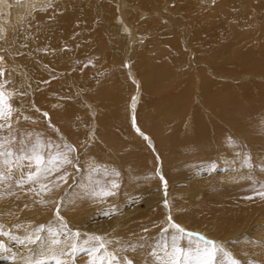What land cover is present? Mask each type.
Here are the masks:
<instances>
[{
  "label": "bare ground",
  "instance_id": "bare-ground-1",
  "mask_svg": "<svg viewBox=\"0 0 264 264\" xmlns=\"http://www.w3.org/2000/svg\"><path fill=\"white\" fill-rule=\"evenodd\" d=\"M0 58V85L13 109L10 120H0V141L16 153L10 164L0 163V232L22 244L12 248L10 236L0 234L7 248L0 256H10V264L34 261L30 249L49 244L48 229L63 242L53 246L56 252L73 242L86 247L89 236H99L116 255L113 264H157L152 252L178 236L169 216L239 264H264V0H0ZM119 73L125 89L117 85ZM76 91L85 115L68 110L81 103ZM111 115L122 140L105 138L104 151L119 159L150 151L159 192L145 213L91 227L84 220L94 207L118 204L112 183L119 180L107 185L115 195H94L107 188L89 171L103 152L95 146L100 121ZM59 143L67 150L60 152ZM35 154L44 158L40 167L49 157H72L74 180L64 183L63 164L27 181L37 165L23 157ZM179 156L188 157L191 190L176 184L186 178L168 165L167 157ZM136 179L127 196L150 185L143 174ZM141 217L157 222V230H144ZM37 234L42 240L30 244L27 237ZM189 239L203 247L195 236L177 242ZM89 259L81 251L74 264Z\"/></svg>",
  "mask_w": 264,
  "mask_h": 264
},
{
  "label": "rangeland",
  "instance_id": "rangeland-1",
  "mask_svg": "<svg viewBox=\"0 0 264 264\" xmlns=\"http://www.w3.org/2000/svg\"><path fill=\"white\" fill-rule=\"evenodd\" d=\"M109 55H110V53H107V57H106L107 62L110 60ZM116 81H117L118 87H121V89H125L126 83H124L125 82L124 76H122L121 73H119L116 76ZM147 95L148 94L146 91V99H147ZM76 97H77L76 100L81 102L80 105L76 106L75 108L73 105H71L68 108V110L69 109L70 110L75 109L73 111V113L76 114L75 116H78L77 113L82 112V111L85 115L86 114V112L84 111L85 107L82 106L83 104H85L83 97L77 91H76ZM84 97H86V96H84ZM101 98L103 100L102 101L103 105H108V103L110 104V101H108V103H107V101L104 102L105 98L103 99V96H101ZM77 111H79V112H77ZM108 121L107 120L106 121L105 120L100 121L99 129H101V130H99V131L101 134L100 137L102 139L96 140L97 142H95V146H96V148L103 147V148H101L103 150V152L100 153L97 151V153L94 155L95 158L94 159L92 158L95 161V163L93 162L94 167L93 166L90 167L89 171H93V172L97 173V175H94V178H92V180H94V183H96L98 186H101V184H102V186L105 185V187L107 189H108L107 185L109 186V184H111L110 181H112V179H114V178H117L119 180V183H117L119 185V187L117 188V190L119 192V196L117 199L118 200L117 205H113V204L105 205V206H102L101 208H95L94 207L92 209L91 213L84 220V225L87 224V226H91V227L96 226L98 228L109 227L110 225L114 224L115 222H118L120 220V217L123 214L128 213V212L129 213H138L137 215L145 213L146 208L148 206L147 202H148L149 197H155L158 195V192H159V187L157 184L158 182L155 180H152V175L154 174L155 159L152 156V154L150 153V151H149L148 155H141V156L140 155L138 156L137 153H131L127 157H125L124 159L123 158L119 159L120 156L114 155L113 152L110 150L104 151V150H106L105 144L108 142L105 138L112 139L114 137L115 139L122 140L121 135L120 134L118 135L117 133H115V132H117L116 129L112 128L115 124L112 115L109 116ZM113 122H114V124H112ZM106 124H107V126H106ZM47 129L48 130H46V131L47 132L49 131L48 133L51 136L54 135L53 132L51 130H49V128H47ZM104 130L106 131V134H105ZM113 130H115V131H113ZM102 141H103V143H102ZM67 148H68V145L67 144L65 145V143L64 144H62V143L58 144V150L60 152L67 150ZM85 150H86V148H85ZM105 152H107V153H105ZM87 153L86 154H85V152L82 153V159H83V157L85 158V156L88 155ZM106 154H108V155H106ZM116 154H117V150H116ZM118 156H119V158H118ZM147 156L149 158H147ZM89 157L91 158V156H89ZM71 158L72 157H70L69 159L71 160ZM167 158H168L167 159L168 165L170 166V169L173 171L172 173L179 174V175L184 176L186 178V180L184 182H181V183H178L179 181L177 180L176 184L177 185L179 184L178 186H182L183 188H185L187 190H189V189L191 190V188H192L191 182H192L194 177L191 175V173H188V171L186 173V170H187L186 167L188 166V163H189L188 157L179 156L176 159H173L170 157H167ZM95 159H97L98 162ZM89 164H90L89 161H87V162H85V164H82V166L83 165L86 166ZM66 167H67L66 169L68 171H65V173H67L66 177L68 179L65 178L64 183H66L67 180L69 181V177L71 178L70 180H74V178H75V175H74L75 171L73 170L72 165L68 164V165H66ZM196 168H198V167H196ZM217 170H218V172L221 171L219 168ZM71 171H72V173H71ZM204 171L205 172H203L202 174L205 177H207L209 175V173L207 170H204ZM83 173H84V171H83ZM115 173H119V175L117 176V175H115ZM140 174H143L147 177V180L150 181V185L148 186L147 189L144 190L145 193H144V191L141 192V191H139V189H136L135 192H133L127 196L126 194L128 193V190L130 189V187H129L130 181L129 180L131 178L134 179V177H135V179L136 178L138 179ZM137 179H136V181H137ZM155 182H157V183H155ZM152 183H153V185H152ZM163 185H164V180H162V187H163ZM199 200L201 201V199H199ZM205 202H206L205 205L210 203L209 200H205ZM105 213H107V215H105ZM142 218L143 217H141V219L139 220V223L142 225V228L144 230L148 229V230H151L153 232H155L157 230V227L159 226V224H157V222L153 223L151 225H148V223H149L148 219H146V218L142 219ZM188 232H192V230H189ZM17 239H19V238L16 237L15 240L11 239L10 245L12 248L14 247V248L22 249V244H20L19 243L20 240H17ZM184 242H182V243L177 242V243L180 244L181 246H186L187 243L186 242L184 243ZM167 243H168V241H167ZM159 252L163 253L162 251H160V249H159ZM161 253H159V254H161ZM4 255L0 256V264H10L11 263V257L8 255L6 256V254H4ZM49 261H51V260H49Z\"/></svg>",
  "mask_w": 264,
  "mask_h": 264
},
{
  "label": "snow or ice",
  "instance_id": "snow-or-ice-1",
  "mask_svg": "<svg viewBox=\"0 0 264 264\" xmlns=\"http://www.w3.org/2000/svg\"><path fill=\"white\" fill-rule=\"evenodd\" d=\"M2 59V58H0ZM0 75H3L0 72ZM3 85H0V120L8 121L12 117V106L8 102L10 97L6 98L5 92L2 90ZM16 153L13 152L11 148L5 149V142L0 141V163L10 164L11 158H13ZM6 157V158H5ZM24 159L35 160L37 165L36 171L30 172L27 176V181L31 182L34 180H38L40 178L41 173H51L53 171H59L60 167L63 164H70L72 161L67 158V156H55L49 157L48 166L40 167L44 164V158L40 154H35L34 156H24ZM212 168H215V164L212 165ZM115 175H119V173H115ZM3 178V175L0 174V179ZM64 177L61 176L60 179ZM47 186L41 185V189L44 190ZM119 185L115 182L112 183V189L118 188ZM94 195L99 196H112L115 195V192L111 189H101L99 192L94 193ZM260 195L264 196V193H260ZM167 205V201H165ZM107 215V213H105ZM62 219V218H61ZM168 221L170 227L175 229L178 233V236L172 237L171 245L167 242L159 245L160 251L163 252V256L159 255L155 250L152 252V255L155 256L157 264H239L230 253L224 251L222 246H218L215 241L209 240L203 236H200L198 233L194 234L191 232H187L180 225L172 222V217H168ZM62 227L66 228V225H62ZM37 233L43 231V227L38 228ZM164 232H167L168 229H163ZM50 236L49 244L46 246L41 243L40 247L36 250L30 249L33 251L36 259L34 261H29L28 264H47L49 260L55 261V264H69V260H71L74 264L76 259V255L79 252H86L90 259L87 264H113L114 261L117 260L116 255L113 253H109L106 248V244L102 241V238L99 236H89L88 239L84 241V245L86 247H79L75 242H73L70 246H66V248H61L58 252L53 251V246L60 245L63 243L59 239V232L54 229H48ZM2 235L10 236L11 239L15 240L16 237L12 236L7 232H0ZM74 237L77 239L80 237L79 232L72 233ZM198 237L199 240L203 241V247L196 245L193 246V241L191 239L188 240L186 246H181L177 243V240H183L184 237ZM27 240L30 244H36L38 241L42 240V237L37 234L35 237L29 236ZM90 241H97V244H90ZM23 243V241H21ZM107 243H112L108 241ZM104 250L101 253V250ZM0 250L7 251L6 246L3 243H0ZM48 252H51V255H48ZM223 252L225 258H218V253ZM126 264H132L131 261H127Z\"/></svg>",
  "mask_w": 264,
  "mask_h": 264
}]
</instances>
